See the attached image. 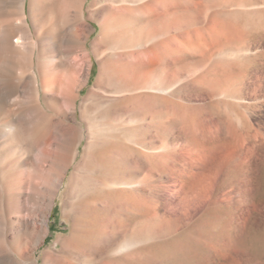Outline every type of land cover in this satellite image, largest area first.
<instances>
[{"label": "rangeland", "instance_id": "374dc122", "mask_svg": "<svg viewBox=\"0 0 264 264\" xmlns=\"http://www.w3.org/2000/svg\"><path fill=\"white\" fill-rule=\"evenodd\" d=\"M3 59L0 264H264V0H0Z\"/></svg>", "mask_w": 264, "mask_h": 264}, {"label": "bare ground", "instance_id": "6f19581e", "mask_svg": "<svg viewBox=\"0 0 264 264\" xmlns=\"http://www.w3.org/2000/svg\"><path fill=\"white\" fill-rule=\"evenodd\" d=\"M26 23L27 22L24 20V26L21 28L20 35L18 36V39L16 41L17 45L22 46V47L23 46H30V45H33L35 43L33 35L31 33V30H30V27ZM1 41H2V43L4 45L3 47H4L5 50H7V51L14 50L15 44H14L13 36H12L11 32H5L4 37L1 39ZM13 54L14 53H12V55ZM7 57H9V56H7ZM1 61H3V62H1L0 66H6V68H8L10 70H11V68L14 67L12 65H11L12 67L10 66V61L11 60L3 59ZM6 75H8V74H6ZM2 76L4 77V75H2ZM13 85H12L11 82H5L4 80L1 79L0 80V98H2L3 100L9 99V97L12 94V91H13ZM262 132H264V131L262 130ZM0 138H4L5 141L11 140V142L16 140L18 143H20V147H21V145H24L25 143H28V142L31 143L30 134L28 132V124H27V122L22 120V119H20V118H18L16 113L9 107L6 110L5 116L0 120ZM255 142H257V141H253L254 147L256 145H258ZM10 150L12 151L11 153H15L17 149H16V147H11ZM187 160H188V165L189 166H194L197 163V159L195 158V156H192L190 154L187 155ZM248 171H247V173H248ZM249 173H251V172H249ZM248 176L249 175L247 174V177ZM247 177H245V178H247ZM249 177H251V176H249ZM4 178H6V177H3L2 181L5 183L4 184L5 187L6 186L9 187V186L16 185L14 183V181H13V178L10 177L11 179H9L7 181Z\"/></svg>", "mask_w": 264, "mask_h": 264}]
</instances>
